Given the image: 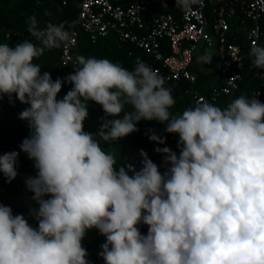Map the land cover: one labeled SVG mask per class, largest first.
I'll list each match as a JSON object with an SVG mask.
<instances>
[{"label":"clouds","instance_id":"1","mask_svg":"<svg viewBox=\"0 0 264 264\" xmlns=\"http://www.w3.org/2000/svg\"><path fill=\"white\" fill-rule=\"evenodd\" d=\"M201 0H176L191 11ZM27 31L40 41L0 44V100L13 96L28 107L19 119L33 130L21 150L34 161L36 177L25 183L39 204L38 227L0 204V264H90L82 245L86 230L106 237L99 255L105 264H264V103L241 95L226 109L197 102L179 116L172 90L150 65L137 58L129 71L108 59L77 56L66 77L73 84L57 101L62 81L33 63L45 49L70 40L63 23ZM252 65L264 69V46L254 45ZM211 63L212 55L198 58ZM107 117L96 134L114 141L138 131L141 121L166 124L179 135V156L157 148L161 173L143 150V167L129 175L84 131L87 102ZM131 110L125 111V105ZM123 113V115H121ZM149 139L165 140L151 132ZM18 153L0 155V172L11 183ZM49 197L45 199V197ZM147 225L144 235L139 225Z\"/></svg>","mask_w":264,"mask_h":264},{"label":"built area","instance_id":"2","mask_svg":"<svg viewBox=\"0 0 264 264\" xmlns=\"http://www.w3.org/2000/svg\"><path fill=\"white\" fill-rule=\"evenodd\" d=\"M153 1L78 0L77 16L65 26L70 40L61 45L56 64L59 78L66 80L70 67L77 63L74 48L81 26L92 40L115 32L122 41L143 50L148 58L135 56L134 68L140 58L158 71L165 80V87L187 81L192 92V107L197 102L216 101L221 95L238 89L246 63L261 80L255 94L264 95V69L255 68L249 53L237 42L242 35L249 51L254 45L264 46V0H201L191 11L181 10L179 16L168 11L149 14ZM6 35L10 37L13 33ZM18 37L21 39L22 35ZM165 44L169 52L164 49ZM204 48H215L218 56L216 77L219 82L211 83L207 94L200 93L196 87L199 72L211 71L210 68L203 70L201 66L206 64L198 59ZM30 166V163L25 164L22 169L28 170ZM5 191L6 185L0 181V197ZM138 227L142 234H147V225ZM101 251L100 246L89 248L90 264H105L99 255Z\"/></svg>","mask_w":264,"mask_h":264},{"label":"trees","instance_id":"3","mask_svg":"<svg viewBox=\"0 0 264 264\" xmlns=\"http://www.w3.org/2000/svg\"><path fill=\"white\" fill-rule=\"evenodd\" d=\"M77 2L78 0H0V44H8L9 47L14 48L24 39L40 47V41L27 31L29 17L35 16L38 21V27L41 29L45 28L48 23L56 25L63 23L66 26L70 20L77 16ZM181 10V8L177 7L176 0H154L149 14L168 11L179 16ZM146 20L148 21V17H146ZM78 30L79 40L74 48L77 56L108 59L113 63L120 64L129 71L134 69L135 56L148 58V55L143 50L130 42L122 41L115 32H110L106 36H100L96 40H92L81 26L78 27ZM7 32L13 33V36L7 37ZM19 35H22L21 39L18 37ZM237 42L242 45L246 53H249V48L242 35L238 37ZM164 49L169 52L167 44L164 45ZM60 54L61 47L50 50L45 49L39 58L33 60V63L40 65L41 74L47 72L50 74L51 79L55 81L60 79L56 69ZM207 65L211 71L199 72L196 83L198 91L202 94L209 92L211 83L218 84L219 82L216 73L212 69L213 66L211 64ZM78 66L77 63L73 64L70 67L69 75L74 74L75 68ZM243 75V80L238 89L228 94H223L216 101L210 103L223 110L241 95L248 98L255 96V90L261 86V80L248 67L247 63ZM61 81L63 83L61 91L57 94V101L63 100L68 91L73 88V84L67 80ZM170 88L175 104L169 111L173 116H179L184 110L192 107L190 85L187 81H180ZM257 99L264 103V95L258 96ZM18 106L24 109L28 107V105L22 104L18 99H15V96H13V102H10L7 96L0 100V155L10 152L18 153L16 161L17 177L9 183L3 173L0 172V181L6 185V191L0 197V204L10 207L13 214H22L28 221L32 222L33 218L18 193L20 187H27L25 181L29 177L37 176L38 170L34 167V161L29 159L27 153L23 152L20 147L25 139L31 138L33 130L30 129L28 121L25 124L14 122L13 115L17 111ZM87 110L88 116L83 122L84 131L93 134L94 139L100 143L101 148L115 156L117 170L123 166L131 176L134 174L133 171H129V165H131L135 172H139L143 167V157L140 155L141 150L146 152L148 158L158 165L162 174L168 166L164 164V155L161 152H157L156 149L167 147L179 156V135L167 133L165 131L166 124H161L157 121H141L137 124L138 131L126 137L107 142L96 134L100 131L105 120L112 119V117H107L102 106L94 101L87 102ZM129 110H131V105L126 104L125 111ZM151 132L163 138L165 143L161 144L150 140L149 135ZM28 163L31 164L30 168L23 170L22 166ZM47 198L49 197L46 196L45 199ZM105 242L106 237L101 235L97 229H89L86 230L82 245L88 252L89 248L101 247Z\"/></svg>","mask_w":264,"mask_h":264},{"label":"rangeland","instance_id":"4","mask_svg":"<svg viewBox=\"0 0 264 264\" xmlns=\"http://www.w3.org/2000/svg\"><path fill=\"white\" fill-rule=\"evenodd\" d=\"M25 40L23 39V40H21L18 44H21V43H23ZM17 44V45H18ZM210 53L211 55H212V61H211V63H205L206 64V66H201V68L203 69V70H208V68H209V66L207 65V64H211L213 67H212V69H213V71L215 72V73H217V65H218V56H217V51H216V49L215 48H212V49H207V48H204L203 49V51H201L200 53H199V56L201 57V56H203L205 53ZM23 110H25L23 107H21V106H18L17 107V111H15V113H14V117H13V119H14V122H16V123H22V124H25L27 121L26 120H21V119H19V114L23 111ZM33 193L30 191V190H28V188L27 187H25V186H22V187H20V190H19V193H18V196L21 198V199H23V201H24V205H25V207H26V209L28 210V212H29V214H30V216L33 218V221L32 222H30V221H28L29 222V224L32 226V227H34V228H37L38 227V223H37V220L35 219V216H34V213L35 212H37L38 211V209H39V204L36 202V201H34L33 199H32V197H33ZM14 215H16L15 213H14Z\"/></svg>","mask_w":264,"mask_h":264}]
</instances>
